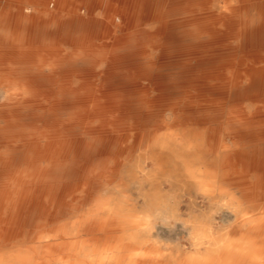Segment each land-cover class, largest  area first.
I'll return each instance as SVG.
<instances>
[{
  "label": "bare ground",
  "instance_id": "bare-ground-1",
  "mask_svg": "<svg viewBox=\"0 0 264 264\" xmlns=\"http://www.w3.org/2000/svg\"><path fill=\"white\" fill-rule=\"evenodd\" d=\"M144 1L75 0L62 7L50 0H0V98L11 108L0 111V264H264V147L233 151L224 137L209 135L210 123L172 128L161 147L166 156L154 152L147 159L167 184H152L137 207L129 196L133 180L118 177L117 137L91 126L97 103L56 131H21L36 124L30 101L38 94L72 93L65 76L75 69L97 72L103 65L101 78L110 85L136 78L142 66L156 72L155 47L195 53L228 39L264 47V0H162L153 41L137 36L128 21V9ZM192 14L208 21L195 25ZM229 14L242 24L224 27ZM181 16L189 22L178 25ZM112 37L113 50L102 58L99 47L110 46ZM61 39L69 54L58 52ZM205 55L196 66L210 65ZM258 65L255 81L264 86V62ZM207 81L206 97L230 90L226 78L209 81L217 87ZM210 99L203 101L209 107ZM255 136L264 138V131ZM177 138L178 150L171 141ZM212 206L229 213V224L215 223L216 214L207 210ZM180 227L189 231L193 251L181 253L180 245L178 255L163 254L154 238L165 229L179 235Z\"/></svg>",
  "mask_w": 264,
  "mask_h": 264
},
{
  "label": "rangeland",
  "instance_id": "rangeland-1",
  "mask_svg": "<svg viewBox=\"0 0 264 264\" xmlns=\"http://www.w3.org/2000/svg\"><path fill=\"white\" fill-rule=\"evenodd\" d=\"M50 1L59 3L63 7L68 1L75 0ZM148 1H144V4L140 2V4L129 8L127 14L130 26L139 31L137 36L153 41L158 36L153 29V24H161L163 19L159 17L162 0ZM97 13L96 16L101 17V11ZM191 16L193 18L189 20L194 21L195 25L208 21L206 17L196 18V14ZM241 19L240 16L229 14L221 24L224 27H226L225 25L230 27L234 24H242L243 20ZM189 20L187 16H181L178 19V25L189 22ZM150 25L152 26L150 27ZM113 40L114 37L108 40L110 46L101 45L99 47L98 54L102 58L103 55L105 56L113 50L111 42ZM61 41L58 52L62 55L69 54L71 48L62 39ZM202 53L204 55L207 53L205 59L207 56L211 59L209 66L207 64L196 66L197 62L202 60V56H199ZM150 56L155 62L156 72L150 73L146 67L142 66L139 68L136 78L134 76L128 79L118 78L110 85L101 78V73L104 70L103 65L99 66L97 72L96 70L95 72L94 70L89 71V69H75L69 72L65 77L70 83L72 93L61 97H58L56 92L38 94L30 101V104L36 107L34 112V118L37 119L36 124L31 128L21 130L26 134L39 133L42 130L49 133L56 131L63 128L62 124H68V120L73 116L83 118L90 111L89 107L94 102L97 103L100 110L94 115L95 119L91 118L93 121L91 126L97 133L117 137L118 143L113 152L119 159H117L118 177L122 176L121 178L126 180H133L134 193L132 192L129 196L131 204H136L137 207L144 206V196L151 194L153 185L160 184L165 187L167 184L166 176L163 173L159 174L160 171H155L156 167L147 159L154 152L159 158L166 156L162 153L161 147L165 141L172 137L170 136L172 128L179 130L195 124L210 123L212 132L209 135L224 137L233 151L239 152L243 149L252 152L264 147V138L260 139L255 136L264 131V86L255 81V77L258 75L257 71L262 70V66L258 64L262 65L264 62L263 46L251 47L246 44L241 47L238 40L228 39L215 41L212 46L206 49L197 48L195 53L183 46H177L171 50L164 49L163 46L155 47ZM207 78L209 81L226 78L230 89L226 96H220V92L214 91L213 97L204 96V84ZM216 81L209 83L217 87ZM196 85L201 87L198 92V87L197 90L195 89ZM188 95L195 99L184 100ZM209 98L213 105L211 107L208 103L203 102ZM217 100L224 101L225 105H219ZM18 103L21 105L23 102L19 101ZM9 105V102L0 98V111H10ZM54 105H59L56 107L58 112H53ZM22 113L27 115L28 111ZM175 117L178 118L179 123L173 124ZM86 122L88 123V121ZM2 136L4 135H0V141L4 138ZM171 141L173 148L178 150L182 140L177 138V140L171 139ZM56 148H59V144L56 145ZM181 167V165L178 166L179 169ZM130 176L132 177L130 178ZM140 185L144 192L140 193ZM180 193L182 194V192ZM213 207H208L207 210H213L211 211L213 215L216 214V217L214 216L215 223L219 226L229 224L228 222L231 221V217L227 216L229 213L225 210L217 212V207ZM143 218L145 217L143 216ZM178 230L180 233L178 232L179 235H176L175 232L165 229L159 237L154 238V245L159 246L163 254L178 255L180 251H177L176 246L180 245L181 253L190 254L194 248L190 242L189 231L183 230L181 227ZM206 246V244L202 246L203 250Z\"/></svg>",
  "mask_w": 264,
  "mask_h": 264
}]
</instances>
